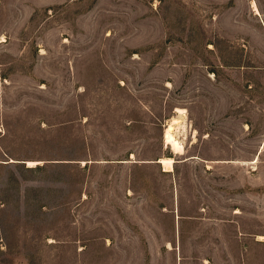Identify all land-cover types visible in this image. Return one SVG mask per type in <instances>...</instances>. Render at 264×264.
I'll list each match as a JSON object with an SVG mask.
<instances>
[{
  "label": "rangeland",
  "instance_id": "rangeland-1",
  "mask_svg": "<svg viewBox=\"0 0 264 264\" xmlns=\"http://www.w3.org/2000/svg\"><path fill=\"white\" fill-rule=\"evenodd\" d=\"M251 1L0 0L10 255L264 264V0ZM176 108L182 154L163 140Z\"/></svg>",
  "mask_w": 264,
  "mask_h": 264
},
{
  "label": "bare ground",
  "instance_id": "bare-ground-1",
  "mask_svg": "<svg viewBox=\"0 0 264 264\" xmlns=\"http://www.w3.org/2000/svg\"><path fill=\"white\" fill-rule=\"evenodd\" d=\"M252 2L253 10L258 13V8L254 0ZM4 39L2 38L1 41ZM176 111L179 113L176 117H172L169 121V127H167L163 132V140L167 147H170L172 152L175 154H182L184 152L183 142L180 139L178 133L183 132V135L186 132V125L183 120L185 117V110L182 108H176ZM163 167V170L170 171L173 169L175 159L173 157H160L157 160ZM30 163V162H29Z\"/></svg>",
  "mask_w": 264,
  "mask_h": 264
},
{
  "label": "crops",
  "instance_id": "crops-1",
  "mask_svg": "<svg viewBox=\"0 0 264 264\" xmlns=\"http://www.w3.org/2000/svg\"><path fill=\"white\" fill-rule=\"evenodd\" d=\"M11 157H8L7 161H2L1 162H5L6 164H13V163H17V160L12 159ZM157 162V160H156ZM158 163V162H157ZM20 200H24L25 196L23 195V193L20 194L19 196ZM0 204H1V200H0ZM1 208V205H0ZM7 232L4 230V226H3V218H1L0 216V264H29L28 260L25 258L24 254H19V255H15L12 256L10 255V250H9V243L7 241ZM17 237L20 238V241H18L21 245L24 244L23 240L26 238L28 240H32V233L26 231L25 229L23 230H18L16 232ZM42 242H44L47 246V244L49 243L48 241V236H45L42 239ZM11 256V258H10Z\"/></svg>",
  "mask_w": 264,
  "mask_h": 264
}]
</instances>
